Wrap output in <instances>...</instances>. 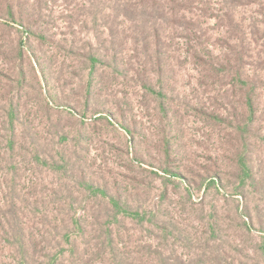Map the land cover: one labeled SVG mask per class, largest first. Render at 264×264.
I'll use <instances>...</instances> for the list:
<instances>
[{"label": "rangeland", "instance_id": "374dc122", "mask_svg": "<svg viewBox=\"0 0 264 264\" xmlns=\"http://www.w3.org/2000/svg\"><path fill=\"white\" fill-rule=\"evenodd\" d=\"M238 1L195 3L184 11L191 32L125 21L113 0H0V264H18L17 250L32 245L18 246L4 215L11 198L23 234L62 250L57 264H113L101 241L111 212L82 176L123 193L143 217L112 226L128 264H264V0ZM8 5L31 17L37 36L10 22ZM227 16L245 34L241 72L263 85L254 135L241 142L226 123L242 98L223 78L239 42ZM201 58L218 62L219 78ZM163 168H180L189 185ZM215 173L217 185L205 180Z\"/></svg>", "mask_w": 264, "mask_h": 264}, {"label": "trees", "instance_id": "16d2710c", "mask_svg": "<svg viewBox=\"0 0 264 264\" xmlns=\"http://www.w3.org/2000/svg\"><path fill=\"white\" fill-rule=\"evenodd\" d=\"M113 1L114 4H116L115 7L118 14L121 15L125 21H130L133 22L134 24L135 22L137 23V21L139 20L146 21L145 23L147 25L150 24V27L154 28V31H155V23L169 22L171 23L173 30L179 28L182 30L188 29L191 32H196L194 30L193 24L191 23V20L187 19L186 15L184 14V11L190 9L192 5L199 2L200 0H113ZM236 1L239 2L238 0ZM2 10L3 8L0 5V15H2L1 13ZM5 13H7L10 22L15 23L18 26L22 27L23 31L28 37L31 35H36V33L39 31V29L34 26L35 23L31 19V17H29L25 13H22V11H18L16 13V11L11 6L8 5L5 9ZM226 20L229 23L230 30L234 31L233 33L234 37L237 40H239V42L238 44L233 45L232 48L230 47L231 55H229L225 60V62H223L227 71L226 72L227 75L223 76V78H230L231 79L230 83H232L234 87H237L239 89V92L242 96L241 100H238L237 106L230 104V108H229L230 120L228 119L226 123H228L229 127L234 130L237 136L236 138L241 142V136H243L245 133L254 135L253 132H250V129L253 127V124L256 119L260 89L263 87V85H262L261 77L257 75L243 74L241 72V65L245 61L244 60L245 34L241 31L239 24H237L236 22H235L236 25L234 24L233 22L234 20H232L230 16H227ZM109 29H111V31L113 32L112 27L109 26ZM39 38L46 39L43 30H40L39 32ZM157 44L158 43L156 41L155 46H157V49L159 50ZM148 46L149 44L147 43L144 44L146 53ZM19 49L21 50V46ZM158 50H156L157 54H158ZM263 52H264V42H263ZM87 58L88 60H90L92 68H94L96 64L101 61L98 51L94 48L93 49L91 48V50L88 51ZM201 60L203 66L205 67L208 77L215 79L220 77L218 62L214 58L208 60L201 58ZM203 114L205 117L211 119L224 120V118H222V116L219 115V113L217 114L215 112L211 113L204 111ZM121 127L126 131V133L132 135V130H130L129 126L122 124ZM9 144L12 150L14 148L12 139L9 140ZM164 149H166L167 154H169V151L171 150L169 147V141H167V144L166 146H164ZM240 152L243 153V151ZM38 156L37 155L35 156L37 161L40 160ZM240 163H241L239 166L240 168H238V170L242 174L248 175L250 169L248 168L245 159L244 158L241 159ZM53 166L61 167L58 162H54V161H53ZM163 172L165 174H168L169 177L180 178L182 182L189 185V180L187 181V176L183 174L180 168H163ZM205 180L209 181L210 184L217 185L221 180V176L219 173H215L214 176H210V177L207 176ZM80 181H82L81 183L83 184L84 190L92 193V195L95 198H100L99 200H96L97 202L96 205L98 207H103L104 209H107L108 211L111 212L110 217L113 219V221L110 220L111 222H109V224L112 223L111 228L108 227L106 229V233H104V237L101 238V241H103V244L105 242L108 243V245L110 246V249L112 251L110 252V254L112 256L113 264H128L126 262L127 261L126 257L123 255L118 245L116 244L114 245V248L112 247V245L114 244L112 230L113 227L121 220L131 218L132 221L134 222H136L137 219H138L137 221H143V217H141L139 210H135L133 206L130 203H128V199L124 198L125 195L119 191H116L113 194L105 186L101 187L95 184V182H93V180L91 179L85 180L84 176L80 177ZM202 184L203 182L201 183V185ZM9 204L11 205L8 206L4 215L8 219L10 228L13 231V235L16 241H19L18 246L20 244L24 246L26 242H28L29 245H31L32 243V245L28 247L27 250H23V251L17 250L18 253L20 252V262H18V264H28L29 260H33L35 256L47 258L51 261L49 263L57 264L56 262L57 259L63 255L61 252L62 250L58 253L51 254V250L50 248H48V246H45L44 248L38 247L32 237L28 238L25 234H23V230L21 231V229L18 227V221H19L18 212L20 214V211H17L18 209L16 206L17 203L15 202L14 198L10 199ZM21 204H23V207L25 209L26 208L25 204L22 202ZM24 212L25 211L23 210V213ZM77 225L80 227L79 223ZM69 237L70 234H67V238ZM157 253H159V256L162 255L160 254V252ZM163 259H164L163 264H168L167 261L169 259L166 257H164Z\"/></svg>", "mask_w": 264, "mask_h": 264}]
</instances>
